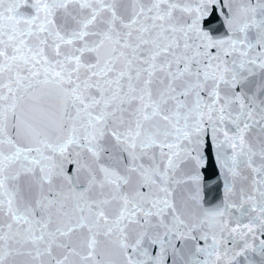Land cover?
Returning a JSON list of instances; mask_svg holds the SVG:
<instances>
[{
	"label": "snow or ice",
	"instance_id": "snow-or-ice-1",
	"mask_svg": "<svg viewBox=\"0 0 264 264\" xmlns=\"http://www.w3.org/2000/svg\"><path fill=\"white\" fill-rule=\"evenodd\" d=\"M0 264H264V0H0Z\"/></svg>",
	"mask_w": 264,
	"mask_h": 264
}]
</instances>
